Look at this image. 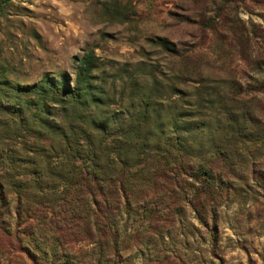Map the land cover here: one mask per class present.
<instances>
[{
  "label": "rangeland",
  "instance_id": "1",
  "mask_svg": "<svg viewBox=\"0 0 264 264\" xmlns=\"http://www.w3.org/2000/svg\"><path fill=\"white\" fill-rule=\"evenodd\" d=\"M0 184L40 264H264V0H0Z\"/></svg>",
  "mask_w": 264,
  "mask_h": 264
},
{
  "label": "trees",
  "instance_id": "2",
  "mask_svg": "<svg viewBox=\"0 0 264 264\" xmlns=\"http://www.w3.org/2000/svg\"><path fill=\"white\" fill-rule=\"evenodd\" d=\"M78 68L76 69L75 75H76V82L75 87L73 91V95H70V98L66 95L63 97L65 101H68V99H71L76 102L77 99H74L75 96L81 95L83 91V85L88 82V80L91 78L92 72H93V65H94V53L90 52L86 56L80 58L78 60ZM89 83V82H88ZM36 87V86H35ZM58 88V87H56ZM39 90V89H38ZM60 89L59 91H61ZM42 91V90H41ZM64 92V89L62 90ZM73 145L65 144V147H71ZM77 146L80 147L79 144ZM74 151V150H72ZM78 149L74 151V153L79 157ZM98 164V163H96ZM99 167L96 165L95 168L92 169V172L85 173L83 177L84 183L75 184L74 187H76L77 190H74V195L78 201L81 203H88V200H91V202L96 206V209L94 207V223L92 227L95 228V231L97 234H99L101 237L110 236L108 235L106 230L103 228L107 227V229L114 228V225H102V221L99 219V201L106 204V202H111V197L113 194H115L114 199L117 203V199L119 198V192L112 187H107L106 184L102 186V184L105 182L104 178H100L101 175L104 176V174L98 173ZM199 175H203L205 179H211V174L206 169L200 167L197 171ZM38 187V186H36ZM28 188V187H27ZM26 187H23V189L17 190V194H20L21 196H24L26 200H29V197L26 194ZM93 188H95L93 190ZM106 188V189H105ZM23 194V195H22ZM74 199V200H76ZM22 200H18L17 207L15 209V215H17V218L15 220H12V218H4V215H8V209L10 210V205L7 203V200L4 197V188L0 184V255L2 256L0 258V264H17L19 262H26L27 259L32 261L33 264H40L38 263L36 253H39L31 250L32 247H30V243L28 242L27 237H25L27 233V224H23V221L29 222L30 215L28 214L29 208H22L21 202ZM28 211V212H27ZM24 212V214H23ZM42 216H40L41 218ZM40 218L33 217L34 222L38 221ZM30 219V220H29ZM51 222V220H50ZM33 223V221H32ZM36 228V226H33ZM113 238L115 240L114 235L110 236V239ZM110 247L114 251H116V244L113 243Z\"/></svg>",
  "mask_w": 264,
  "mask_h": 264
}]
</instances>
